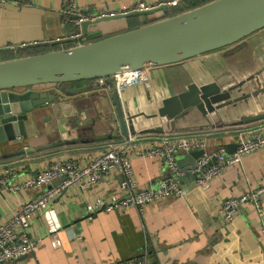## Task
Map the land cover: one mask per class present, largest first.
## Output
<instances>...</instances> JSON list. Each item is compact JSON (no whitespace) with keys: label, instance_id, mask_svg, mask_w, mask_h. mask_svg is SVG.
Returning a JSON list of instances; mask_svg holds the SVG:
<instances>
[{"label":"crops","instance_id":"1","mask_svg":"<svg viewBox=\"0 0 264 264\" xmlns=\"http://www.w3.org/2000/svg\"><path fill=\"white\" fill-rule=\"evenodd\" d=\"M18 1L20 6L7 4L0 7L1 57L22 52L14 51L16 48L41 44L58 50L71 48L77 29L73 24L63 22L69 3L79 12L96 18L130 12L138 1L156 5L166 0ZM132 19L141 24L150 22L148 18H131L125 22L100 24L88 29L90 35L86 40H99L128 31ZM263 64L264 29L230 48L179 65L149 70L146 83L129 85L120 91L122 103L132 115L151 114L155 104L151 100L153 95L161 99L177 94L191 82L217 81L222 86H231L255 73ZM84 84L87 83L70 87ZM88 84L95 88L97 82ZM73 104L80 112H76L78 124L84 122L81 130H71L70 137L76 136V144L42 155L8 157L26 146L61 140V132L56 130L57 119L44 110L35 123L28 122L30 135L27 140L0 146V166L13 168L17 181L21 182L37 175L52 162L74 159L80 166H85L106 144L115 142L108 139L113 126L109 117L114 111L110 94L95 88L75 97ZM143 120L146 121L143 117L138 118L137 127L143 125ZM262 124L240 129L225 125L223 129L173 136H194L204 143L200 150L211 154L226 145L238 143L244 138L243 130L256 129ZM113 134V137L123 139L116 132ZM86 138L94 141H83ZM176 157L184 158L185 154L178 153ZM131 165L138 188H156L167 177L158 159L132 156ZM120 181L118 174L111 173L92 187L62 192L32 223L29 235L35 245L34 253L11 264H128L133 259L141 260L142 264H264V236L252 206L242 205L229 222H222L218 215L226 200L264 184V148L243 156L239 165L228 167L222 175L211 180L206 189L195 187L193 180L187 181L183 185L189 190L184 198L147 205L142 212L137 208L97 212L90 221L86 220L85 213L96 201L110 203L113 198H123ZM40 195L41 190L34 189L4 190L0 193V223L10 218L23 202ZM261 205L264 211V197ZM54 239L59 240V246H52Z\"/></svg>","mask_w":264,"mask_h":264},{"label":"water","instance_id":"2","mask_svg":"<svg viewBox=\"0 0 264 264\" xmlns=\"http://www.w3.org/2000/svg\"><path fill=\"white\" fill-rule=\"evenodd\" d=\"M170 12L171 8L161 5L146 11L82 21L80 37L71 40L74 44L71 48L0 61V146L27 140L28 122L35 123L44 110L54 115L58 121L56 130L61 132V140L26 146L8 157L36 155L76 144V136L71 138L70 133L81 130L84 122L78 124L80 112L74 108V99L95 88L110 94L114 110L109 117L113 125L108 135L110 141L115 139L113 132L127 139L135 134L173 136L223 129L225 125L240 129L264 123V64L231 86H222L217 81L191 82L177 94L161 99L153 95L151 100L155 104L151 114L128 113L114 84L110 90L106 84L98 87L97 83L95 88L88 84L98 80L111 82L124 72L179 65L230 48L264 29V0H214L178 15L171 16ZM131 18H148L150 22L86 42L89 28ZM48 46H27L14 51ZM76 83L87 84L70 87ZM141 117L146 121L143 120L140 128L137 123ZM237 147V143L226 145V154L231 155ZM204 154L203 150L194 149L184 158L176 157L180 174L176 181L182 184L196 181V165Z\"/></svg>","mask_w":264,"mask_h":264},{"label":"built area","instance_id":"3","mask_svg":"<svg viewBox=\"0 0 264 264\" xmlns=\"http://www.w3.org/2000/svg\"><path fill=\"white\" fill-rule=\"evenodd\" d=\"M189 0H166L159 4H146L138 1L131 11H146L165 5L171 11ZM7 4L20 6L18 0H0V7ZM171 13V12H170ZM74 16L79 17L77 20ZM86 14L79 12L73 5L68 4L64 11V24L71 23L77 33L74 38L80 37L79 26L82 21L93 20ZM148 69L134 72H124L114 77L112 82L98 80L99 86L107 85L111 89L114 84L117 92L124 87L137 82L146 83ZM244 138L238 141V147L231 155L226 154L224 147L211 154H204L197 162L198 178L192 183L195 187L206 189L211 180L222 175L230 166L239 165L243 156L255 153L264 148V124L256 129L242 131ZM204 143L194 136H140L130 135L127 139L106 144L102 150L87 165L80 166L74 159L52 162L35 176H29L18 182L16 171L9 166H0V193L4 190L18 192L20 190H41V195L35 199L23 202L6 221L0 223V264H11L34 253L35 245L29 232L37 216L44 214L57 198L66 189H86L98 184L111 173L121 177L119 190L122 199L113 198L110 203L96 201L94 207L85 213L86 220L90 221L97 212H123L128 208H137L142 212L147 205L160 204L173 198H184L189 190L187 185L176 181L180 176L176 168V155L188 154L194 149H201ZM158 159L163 166L167 177L160 181L156 188H138L135 182L131 157ZM214 161L212 164H210ZM65 180L57 185L58 180ZM45 188V189H44ZM264 197V184L248 190L245 194L226 200L218 211L222 222L231 221L244 204L252 206L260 221V232L264 236V211L261 199ZM60 245L58 239L52 242L53 247ZM128 264H142L141 260H131Z\"/></svg>","mask_w":264,"mask_h":264},{"label":"trees","instance_id":"4","mask_svg":"<svg viewBox=\"0 0 264 264\" xmlns=\"http://www.w3.org/2000/svg\"><path fill=\"white\" fill-rule=\"evenodd\" d=\"M211 1H214V0H192V1H189L188 3H186L185 5H181L175 9H173L170 13L171 16H174V15H178L180 13H183V12H186V11H189V10H192L194 8H197V7H200L202 5H205ZM130 24V30H133V29H136V28H139V27H142V26H145L147 25L148 23H144V24H141L137 19H132L131 22L129 23ZM97 38H94V39H90V40H86V42H92V40H96ZM58 50L57 48H38V49H33V50H24L22 52H20V55H22L23 57L24 56H30V55H37V54H42V53H46V52H51V51H56ZM13 55H4L3 57L0 56V60H8L10 58H12ZM107 83H109L110 81H106ZM80 83H76V84H73L71 86H79ZM118 137L115 138V140H112V141H119L120 139H117Z\"/></svg>","mask_w":264,"mask_h":264},{"label":"rangeland","instance_id":"5","mask_svg":"<svg viewBox=\"0 0 264 264\" xmlns=\"http://www.w3.org/2000/svg\"><path fill=\"white\" fill-rule=\"evenodd\" d=\"M34 49H38V48H34ZM30 50V49H29ZM31 50H33V49H31ZM21 57H23L22 55H20V52H19V54H14L13 56H12V58H10V59H16V58H21ZM25 57V56H24ZM10 59H8V60H10ZM59 150V149H58ZM55 151H57V149L55 150ZM48 152H50V151H48ZM46 153V152H45ZM39 154H44V152L43 153H39Z\"/></svg>","mask_w":264,"mask_h":264},{"label":"bare ground","instance_id":"6","mask_svg":"<svg viewBox=\"0 0 264 264\" xmlns=\"http://www.w3.org/2000/svg\"><path fill=\"white\" fill-rule=\"evenodd\" d=\"M144 80H147V76H146V77H144Z\"/></svg>","mask_w":264,"mask_h":264}]
</instances>
